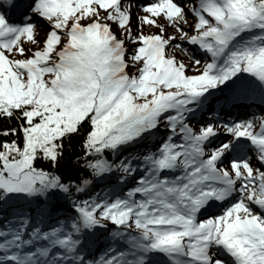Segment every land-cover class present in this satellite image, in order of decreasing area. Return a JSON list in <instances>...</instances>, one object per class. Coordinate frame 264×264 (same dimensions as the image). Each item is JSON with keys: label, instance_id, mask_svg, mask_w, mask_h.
I'll list each match as a JSON object with an SVG mask.
<instances>
[{"label": "snow or ice", "instance_id": "snow-or-ice-1", "mask_svg": "<svg viewBox=\"0 0 264 264\" xmlns=\"http://www.w3.org/2000/svg\"><path fill=\"white\" fill-rule=\"evenodd\" d=\"M0 264H264V0H0Z\"/></svg>", "mask_w": 264, "mask_h": 264}, {"label": "rangeland", "instance_id": "rangeland-1", "mask_svg": "<svg viewBox=\"0 0 264 264\" xmlns=\"http://www.w3.org/2000/svg\"><path fill=\"white\" fill-rule=\"evenodd\" d=\"M145 30L147 31L148 29H145ZM45 31H46V29L42 27V29H40V32H38L37 38L39 39L40 37H42ZM175 54H176L178 57H182V58H184L185 61L187 62V59H188V58L185 57V56L182 54V52H179V53H178V52L176 51Z\"/></svg>", "mask_w": 264, "mask_h": 264}, {"label": "trees", "instance_id": "trees-1", "mask_svg": "<svg viewBox=\"0 0 264 264\" xmlns=\"http://www.w3.org/2000/svg\"><path fill=\"white\" fill-rule=\"evenodd\" d=\"M77 150H78V148H77Z\"/></svg>", "mask_w": 264, "mask_h": 264}]
</instances>
